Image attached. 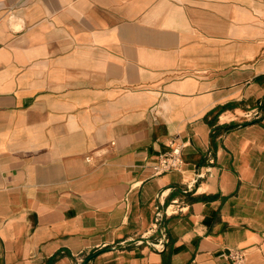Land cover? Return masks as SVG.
Listing matches in <instances>:
<instances>
[{
  "label": "crops",
  "instance_id": "0c3cea01",
  "mask_svg": "<svg viewBox=\"0 0 264 264\" xmlns=\"http://www.w3.org/2000/svg\"><path fill=\"white\" fill-rule=\"evenodd\" d=\"M230 248L264 264V0H0V264Z\"/></svg>",
  "mask_w": 264,
  "mask_h": 264
},
{
  "label": "built area",
  "instance_id": "2783aa9c",
  "mask_svg": "<svg viewBox=\"0 0 264 264\" xmlns=\"http://www.w3.org/2000/svg\"><path fill=\"white\" fill-rule=\"evenodd\" d=\"M183 145L182 143H171L170 148L159 154L153 164L154 174H161L168 170L180 169L183 164ZM245 252L238 248H230L228 257L231 264H244Z\"/></svg>",
  "mask_w": 264,
  "mask_h": 264
}]
</instances>
